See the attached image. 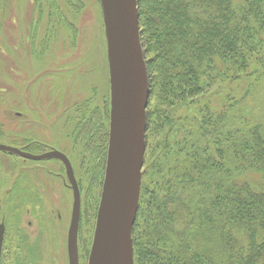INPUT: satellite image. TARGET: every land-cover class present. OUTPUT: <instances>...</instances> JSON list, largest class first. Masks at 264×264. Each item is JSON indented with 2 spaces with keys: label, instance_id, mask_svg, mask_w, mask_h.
I'll list each match as a JSON object with an SVG mask.
<instances>
[{
  "label": "trees",
  "instance_id": "16d2710c",
  "mask_svg": "<svg viewBox=\"0 0 264 264\" xmlns=\"http://www.w3.org/2000/svg\"><path fill=\"white\" fill-rule=\"evenodd\" d=\"M137 7L151 161L141 172L133 264H264V121L244 111L264 79V0ZM216 80L228 88L199 101Z\"/></svg>",
  "mask_w": 264,
  "mask_h": 264
},
{
  "label": "rangeland",
  "instance_id": "374dc122",
  "mask_svg": "<svg viewBox=\"0 0 264 264\" xmlns=\"http://www.w3.org/2000/svg\"><path fill=\"white\" fill-rule=\"evenodd\" d=\"M259 82L244 111L264 121V79ZM227 88L216 80L199 101ZM154 104L152 98L149 107ZM109 114L101 0H0V145L6 146L0 149V264H68L73 189L58 152L78 187L75 243L79 264H87ZM148 147L143 166L151 161Z\"/></svg>",
  "mask_w": 264,
  "mask_h": 264
},
{
  "label": "water",
  "instance_id": "95a60500",
  "mask_svg": "<svg viewBox=\"0 0 264 264\" xmlns=\"http://www.w3.org/2000/svg\"><path fill=\"white\" fill-rule=\"evenodd\" d=\"M101 5L107 41L110 114L104 179L87 264H133L131 230L138 209L146 148L148 79L139 38L137 0H101ZM0 149L5 150L6 146L0 145ZM58 154L68 169L67 179L73 189L68 264H78L73 228L77 224L79 191L68 159ZM3 234L4 224L0 223V256Z\"/></svg>",
  "mask_w": 264,
  "mask_h": 264
},
{
  "label": "flooded vegetation",
  "instance_id": "af4514ba",
  "mask_svg": "<svg viewBox=\"0 0 264 264\" xmlns=\"http://www.w3.org/2000/svg\"><path fill=\"white\" fill-rule=\"evenodd\" d=\"M41 158V157H40ZM66 175H67V173H66ZM71 187V186H70ZM72 188V187H71ZM72 210H73V207H72ZM71 220H72V214H71ZM70 224H71V221H70ZM78 225H79V218L77 219V226L76 227H78ZM70 226V225H69ZM75 227V228H76ZM75 228H73V230L75 229ZM72 230V231H73ZM68 231H69V228H68ZM68 231H67V235H68ZM75 234H76V230H75ZM73 235H74V232H73ZM76 237H77V234H76ZM74 238V245L76 246V248H77V244L75 243V240H76V238H75V236L73 237ZM66 248H67V240H66ZM77 254H78V248H77ZM68 257V256H67ZM78 264H79V260H78Z\"/></svg>",
  "mask_w": 264,
  "mask_h": 264
},
{
  "label": "bare ground",
  "instance_id": "6f19581e",
  "mask_svg": "<svg viewBox=\"0 0 264 264\" xmlns=\"http://www.w3.org/2000/svg\"><path fill=\"white\" fill-rule=\"evenodd\" d=\"M77 246H78V242H77Z\"/></svg>",
  "mask_w": 264,
  "mask_h": 264
}]
</instances>
